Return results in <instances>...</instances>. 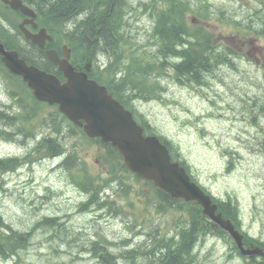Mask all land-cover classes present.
<instances>
[{"label": "rangeland", "instance_id": "obj_1", "mask_svg": "<svg viewBox=\"0 0 264 264\" xmlns=\"http://www.w3.org/2000/svg\"><path fill=\"white\" fill-rule=\"evenodd\" d=\"M213 2L216 8L226 6L231 8L229 6L232 5L229 0H215ZM236 4L233 10L241 9L240 12H242L243 17L249 15L247 7L249 3L238 0ZM136 6L137 4L131 5V7ZM0 9L3 8L0 7ZM122 10L124 11V9ZM122 10L121 13H123ZM124 16V14L121 15L122 18ZM212 19H214L213 16L208 17L212 29L221 30L225 33L230 32L229 26L218 24ZM131 25V33L127 37L136 47L135 51L144 53L143 50H145L146 54L149 55L155 52L156 47L146 42V32L140 30L143 26H149L150 21L147 18H140L132 21ZM257 43L262 46L264 40L260 38ZM229 59L233 60V58ZM237 64L238 67L235 70H230V74H226L220 84L215 85L216 90L219 91L218 96L226 100L224 104L226 103L227 106L231 102L233 105V109L230 111L218 110L219 106L216 104L208 105L191 92L192 88L174 83L170 78L162 79L161 85L164 89L159 99L148 102L141 101L136 103L135 107L138 112L143 114L157 134L172 142L181 157L189 162L190 167L196 170L197 175L203 178L206 185L216 194L223 196L222 194L227 193L232 197L235 196L243 206L252 201L251 196L253 194L258 196L257 204H250L247 213L248 215L252 213L255 218H258L253 232H259L262 227L261 221H263L261 211L263 189L257 183L249 184L248 180L256 181L264 178L262 157L257 160L259 156L255 153H249L247 150L245 140L252 135H257V133L253 129L254 126H249L246 120L242 119L241 109L243 106H249L251 102H258L253 97L261 94V87L258 89L253 84L262 82L263 70L247 61ZM221 65L220 68L231 66L229 63ZM9 101L6 87L0 77V103L10 104ZM243 101H245L244 104ZM217 111L218 113L222 112L223 117L211 115ZM233 115H235L234 118H232ZM259 121L263 123L261 118ZM33 122L35 126L38 125L36 120ZM260 123L259 125L262 126ZM9 126L11 127V125ZM154 126L155 128H153ZM14 127L13 124L12 128ZM31 143H23L13 139L4 140L0 137V157L21 154L29 148ZM226 150L229 152L236 151L239 155L238 159L232 158L235 165V171L232 174L225 172L226 165L230 160L229 155H224ZM56 173L57 171L50 172L45 164L38 163L31 169L24 167L19 172L5 174L4 178L9 185H4L3 189L0 190V210L6 220L20 229L29 228L33 222L37 221V218L45 215H55L56 218L54 219H59L58 221L62 223V226L57 225L54 228L45 227L46 230H36L33 241L24 254L25 264L26 261L31 264H96V259L92 257L91 253L82 249L86 246L90 235L99 233L108 239H114L125 235L130 236V232L119 217L108 218L105 213H102L101 216H94L101 214L102 210L79 212L76 204L79 199L78 194H70ZM211 177H216L215 184ZM2 179L3 176L0 175V180ZM129 197L132 202L151 204L140 193L129 194ZM120 204L123 205L125 202L122 201ZM114 205H118V203ZM63 221H66L73 230L83 233L81 237L77 238L74 235L71 238L76 251L71 253L69 249L59 247L57 249L58 255L48 254L47 248L50 245L56 246L60 242L59 235L64 236L63 232L66 225ZM51 234L53 237H50ZM227 253L228 248L224 246L221 240H217L215 243H209L204 247L198 255L197 264H246L241 258L232 257L231 260H227ZM12 262V260L8 262L0 258V264H11Z\"/></svg>", "mask_w": 264, "mask_h": 264}, {"label": "trees", "instance_id": "obj_2", "mask_svg": "<svg viewBox=\"0 0 264 264\" xmlns=\"http://www.w3.org/2000/svg\"><path fill=\"white\" fill-rule=\"evenodd\" d=\"M83 2H85V4ZM96 3L97 0H50L46 3V10L49 11L47 12L49 14L48 17L62 20L68 28H72L73 31H75L77 37L82 38V36L88 34L90 38H93L96 35L95 30L98 27L96 43L101 51V55L106 56V54L109 55V53L113 54L115 40L118 41V38L115 36L117 35L116 31H118L116 25L119 26L122 21V13L120 11L124 9V11L122 10L124 13L131 7V5L136 3L135 0H115L113 7L106 5L104 7L102 6L100 9L86 5ZM192 3L193 0H169L167 5L168 15L165 18H162V26L158 32L174 41L180 39L182 36L181 32L184 31V28L182 27V23L184 22V11L187 10ZM127 32L131 33V31L128 30ZM0 36L8 47L12 46V40L10 39L9 34L0 30ZM166 48L169 50H163L159 53L161 55L157 58V65L162 68L173 67L174 76L178 79H189L186 75L196 74L200 70L199 67L197 68L199 65H202L204 68L206 67L205 72H207L211 69V65L217 61L216 58H213L210 61L207 58L199 59V57L191 51L189 53L182 50L175 51L173 46L166 45ZM22 55L28 61L35 62V59L31 55ZM37 58L38 56H36V59ZM115 58L118 59L119 55H116ZM175 58H179L180 61L176 62ZM130 59V62H135L142 67L143 71H145L143 58H140L138 55H131ZM223 63H229L230 65L235 64L234 60L232 61L229 58L222 59V64ZM154 66L156 67L155 64ZM221 66L222 65H220V67ZM156 68L159 70L158 67ZM144 74L145 73H143V77L140 81L134 82L131 85L132 88H137L141 91L140 85L145 79ZM95 77L103 82H106L109 79L108 74L101 72L95 73ZM110 89L117 97L122 99L123 93L121 89L111 86ZM126 102L128 101L126 100ZM8 124H10L8 120L5 117H2V114L0 113V126L6 127ZM9 132L16 135L19 133L17 129L12 127L9 128ZM1 158L0 171L2 170L1 167L6 165V162L3 161L6 160L5 157ZM130 176L133 178L132 180L136 182L140 181L135 175L130 174ZM143 183L150 186L148 190L145 191L144 188L138 186L134 191L143 195H147L149 192L153 195L156 193L158 203L155 207L156 211L158 213H168L171 204L169 203V197L167 194H164L163 192L158 193L149 183ZM3 187L4 185L0 183V190L3 189ZM124 189L125 192L128 193L129 190L127 185H125ZM98 199H100V197H98ZM52 218H56V216H44L39 221L46 222L50 220V222H53ZM192 220L188 226L180 227L175 233H170L169 231L158 232L160 229H157L155 233L150 234V240L139 245L137 244L134 248L125 251V257L129 259V262L134 264L138 263L139 255L143 256L145 254L147 257L141 258V264H195V241L201 234L202 230H206L207 227H202V220L201 223L199 219ZM0 227L11 229L10 225L6 223L2 226L0 224ZM15 231L17 232L18 229ZM64 233L65 231L63 234ZM29 238V233H14L12 230L7 229H4V232H1L0 230V254L3 256L16 254L18 249H24L26 247L25 245L29 241ZM144 248H147L146 252L144 251ZM93 249L95 252L99 253L101 264H116L115 257L111 253L104 252L98 247V245H93ZM14 264H19V262L15 261Z\"/></svg>", "mask_w": 264, "mask_h": 264}, {"label": "water", "instance_id": "obj_3", "mask_svg": "<svg viewBox=\"0 0 264 264\" xmlns=\"http://www.w3.org/2000/svg\"><path fill=\"white\" fill-rule=\"evenodd\" d=\"M0 54L2 55L1 60L8 69L21 74L39 95L52 99L70 100L69 107L73 112H75V108H80L87 115L94 116L95 113L104 111L105 120L104 118L98 120L95 118L92 122L94 124L98 122L105 127L108 133H112L124 154L125 163L132 171L153 180L156 186L169 192L173 197L201 200V194L197 187L189 182L184 170L176 163L170 162L165 147L154 136L143 137L141 129L133 123L129 114L123 113L121 107L114 105L115 101L106 94L103 86L97 85L92 80H87L85 75L83 79L71 78L64 68L65 75L70 77L72 82L68 81L61 85L50 75H46L32 66H27L24 60L18 58L16 51L5 50L1 43ZM47 56L56 61L49 52H47ZM65 91L72 93L73 100L69 96H65ZM207 212L212 215L208 209ZM216 220L223 224L222 220ZM224 228L235 237L237 236L227 223ZM248 252L263 253L257 248Z\"/></svg>", "mask_w": 264, "mask_h": 264}, {"label": "bare ground", "instance_id": "obj_4", "mask_svg": "<svg viewBox=\"0 0 264 264\" xmlns=\"http://www.w3.org/2000/svg\"><path fill=\"white\" fill-rule=\"evenodd\" d=\"M49 2V1H48ZM84 4H85V2H83ZM230 60H232V59H230ZM184 61V60H183ZM182 61V62H183ZM233 61V60H232ZM144 65V64H143ZM200 66V67H199ZM199 66H197V68L199 67L200 68V70L198 71L199 72V76H201L200 78H203V77H205V74L208 76L209 75V73L208 72H205L206 70H205V68L202 66V65H199ZM208 73V74H207ZM181 79V78H180ZM184 79V78H183ZM185 80V79H184ZM175 83V82H174ZM208 111V110H207ZM210 112V111H209ZM218 112V111H217ZM205 113V112H204ZM208 114V113H207ZM202 115V114H201ZM206 115V114H205ZM209 115V114H208ZM203 116V115H202ZM210 117V116H209ZM203 118V117H202ZM208 118V117H207ZM242 120V119H241ZM153 128H155V126L153 127ZM250 133V132H249ZM250 136V135H249ZM246 141V140H245Z\"/></svg>", "mask_w": 264, "mask_h": 264}, {"label": "flooded vegetation", "instance_id": "obj_5", "mask_svg": "<svg viewBox=\"0 0 264 264\" xmlns=\"http://www.w3.org/2000/svg\"><path fill=\"white\" fill-rule=\"evenodd\" d=\"M263 144V143H262ZM263 156H264V144H263Z\"/></svg>", "mask_w": 264, "mask_h": 264}]
</instances>
